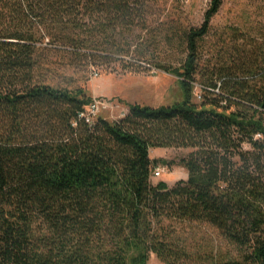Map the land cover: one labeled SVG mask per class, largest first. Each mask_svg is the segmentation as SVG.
Masks as SVG:
<instances>
[{
    "label": "trees",
    "instance_id": "16d2710c",
    "mask_svg": "<svg viewBox=\"0 0 264 264\" xmlns=\"http://www.w3.org/2000/svg\"><path fill=\"white\" fill-rule=\"evenodd\" d=\"M153 2L0 0V264H264V21L225 27L205 61L224 0L199 28L161 29L183 57L156 67L184 99L115 122L89 121L87 93L41 73L46 37L77 66L138 71L148 50L132 35ZM171 148L194 150L188 178L154 185L150 151ZM192 224L233 250L191 252L178 227Z\"/></svg>",
    "mask_w": 264,
    "mask_h": 264
},
{
    "label": "rangeland",
    "instance_id": "374dc122",
    "mask_svg": "<svg viewBox=\"0 0 264 264\" xmlns=\"http://www.w3.org/2000/svg\"><path fill=\"white\" fill-rule=\"evenodd\" d=\"M211 1L154 0L150 28L145 31L138 30L132 35L133 40L144 41V47L148 50L149 60L142 62L138 71L124 70L119 62L101 66L99 69L77 66L67 54L51 51L50 39L46 37L38 44L41 48L39 54L42 55L41 73L50 85L71 90L83 89L91 98L90 106L96 104L99 108L98 117L110 122L122 119L133 105L157 109L180 103L184 95L179 78L158 70L156 65L172 63L179 66L182 52L166 44L161 29L173 24L199 28L204 22L205 12ZM245 20L251 23L264 21V0H224L221 10L211 23V35L204 52V61L212 58L213 52L210 49L219 37L217 33L227 26L239 25ZM126 61L133 59L128 58ZM198 93L196 90V103L200 101L197 98ZM245 150L249 151V146L246 145ZM193 151L152 149L150 158L160 161L158 166L166 168V173L161 177L153 176L152 183L156 185L165 182L172 187L179 181L187 180L188 174L181 162ZM178 231L191 252L215 255L233 250L214 229L204 224L183 225L178 227ZM148 264L164 263L152 254Z\"/></svg>",
    "mask_w": 264,
    "mask_h": 264
},
{
    "label": "built area",
    "instance_id": "2783aa9c",
    "mask_svg": "<svg viewBox=\"0 0 264 264\" xmlns=\"http://www.w3.org/2000/svg\"><path fill=\"white\" fill-rule=\"evenodd\" d=\"M197 98H198L199 100H201L200 92L197 94ZM97 112H99V108L97 107L96 104H93L92 107L90 106V107L88 108V114H87V116H88V118H89V121H92V120H94L95 118L98 117V115H97L98 113H97ZM123 117H125V115H123ZM164 173H166V168H164V167H158V168L155 170V172H154V177H155V178H159V177H161Z\"/></svg>",
    "mask_w": 264,
    "mask_h": 264
}]
</instances>
